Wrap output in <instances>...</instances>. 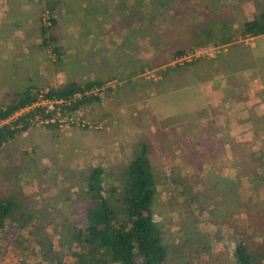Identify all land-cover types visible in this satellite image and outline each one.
<instances>
[{"label":"rangeland","instance_id":"1","mask_svg":"<svg viewBox=\"0 0 264 264\" xmlns=\"http://www.w3.org/2000/svg\"><path fill=\"white\" fill-rule=\"evenodd\" d=\"M11 1L13 4L8 3L10 4L8 7L14 8L15 13L17 12L15 8H18L21 14L28 15V27L22 29V33L19 35H23V31H25L29 37H38L36 41L32 39V46L35 42L39 41L40 43L42 37L40 36L39 26L43 19L48 16L44 10V0ZM61 1L59 11L54 15L57 24L48 31V34L56 37V44H61L64 47L63 49H66L67 57L64 58L61 55L58 59L62 60L56 64V55L52 51L53 45L48 42L43 47L44 52L40 47L37 50L38 58H41L39 61L42 63H40L41 68L39 70L36 68L35 61H30L28 58L26 60L25 57L22 58L28 65L23 63V68L19 71L22 73L20 74L21 76L6 75L4 78L5 83L0 82V108H4V104L10 102L12 92L19 91L27 84H34L37 90H44L63 83L64 78L62 74L58 75L56 71V69L61 70L63 66L72 75H74L73 72L75 71L70 69V67L77 65L76 67L90 78H95V80L117 78L122 81V84L112 91L104 92L99 97V101L111 98L112 101L109 104V101L104 103V106L98 104V102H92L83 106V114L87 118L98 122V125H101L100 128L77 126L65 128L56 125H30L14 141L0 148V183H7L11 186L13 197H20L26 200L28 202L27 208H31L34 215L39 217V220L36 222L38 227L37 232L33 235L29 234L26 240L22 242L14 239V235L21 232L15 228H9L7 229L8 232L6 231L3 235L0 234V264H40L42 261H39L40 256L34 253L37 246H34L35 248L32 251L28 250V254L24 253L27 242L34 245L32 241L35 238L44 246H50L53 239V241H56L58 234L56 235L53 229L60 228L59 225L63 218L64 206L69 203L66 199L69 192L78 189L80 184L86 181L92 167L98 164L108 166L113 163H125L129 156L135 155L138 141L143 136L147 138L148 134L149 126L144 125L142 121L144 119L142 118L143 113L139 112L138 117L133 114L142 104L137 103L131 96L130 100L124 98L122 101V98H119V92L121 88L127 87L126 80L121 77L118 78L119 76H112L117 72L118 62L121 60L120 56L125 54L122 48H119V45L115 44L118 42V39L113 40L112 37L115 35L119 37L124 32L123 28L126 26L114 28L113 31L110 30L112 33L106 31L105 34L108 41H104L103 38H100L102 36L98 34L100 31L106 30L107 25L112 24L116 27L114 23L117 17L123 19L124 25L131 24L130 17L133 12L131 9L120 10L119 7L114 11H109L110 8L106 11L103 6L105 4L112 5L111 0H85L86 5H89L87 9L76 6L77 0ZM220 1V4H223L222 7L219 6ZM241 1L218 0L216 6L226 12H230ZM168 2L169 5L164 9L167 10L173 5L175 8H179V5L175 6L177 4L175 0H168ZM253 2L257 12L264 6V0H253ZM135 4L134 11L139 12L141 8H145L139 0H135ZM149 4L151 5V3ZM182 7L184 14L188 15L187 11L189 10L187 7ZM160 11L163 13L164 10ZM142 12L143 14L148 13L145 9ZM21 14L15 15L16 23L20 22ZM103 14L106 15L104 18L101 16ZM151 14L156 17V13ZM235 15L233 19L239 25L242 18L237 14ZM0 19L3 20L1 17ZM145 19L147 20V18ZM158 21L160 22V20ZM2 23L0 25L6 27L7 23L9 24L10 22ZM3 26L1 27L4 28ZM70 27L76 31V35L82 36V40H78L67 33ZM195 31L197 30L194 29L192 32ZM126 33H124V36L127 35ZM11 35L13 34L11 33ZM189 37H191V40L194 39V36L191 34H189ZM111 39L112 42L110 41ZM95 42H98V50H101L98 51V54L95 52ZM238 43H240L245 53L246 47L249 45L241 42ZM108 50L112 55H109ZM253 50L255 54L257 53L256 58L250 59L248 62L261 74V70L264 69V37L259 39V44ZM253 50L250 49L249 52L251 53ZM40 53L43 58L40 57ZM232 55L233 52L222 53L218 56V59H223V66H225ZM214 59H200L197 62L189 63V65L186 64L185 67L182 66L183 68L177 69L178 72L173 74L172 77L170 76L171 78H167V76L170 72H174L175 69H171L166 78H162V72L165 69L161 71L156 70L155 73L160 74L158 80L146 79L143 75L146 70L156 68L141 67V73L132 81L133 90L138 89L140 93L143 92L144 98L146 97L145 91L151 90L153 98L148 97V100L155 106V110L164 112L167 108L168 113L166 116L177 118L178 115L174 111H181L184 103L187 101L182 100V90L176 94L174 93L177 91L175 88H179L176 85L177 82H175L176 75L181 73L178 80L188 78L186 81L187 84H190L192 81H196L194 78L197 75L198 77L206 76L205 70L214 69L215 61L218 60ZM51 62V69L46 71V65ZM201 64H204L205 70L199 68L198 65ZM16 70L18 71L17 68ZM250 73L252 75V71ZM244 76V74L242 76H228L229 79H232L230 81H232L237 90V92L230 90L228 97L236 98L235 96L239 94L243 96V92H239L238 89L242 90L241 87L244 86V79L242 78ZM171 81L173 83L172 86ZM247 82L249 81H246V84H248ZM79 83L82 84V82ZM142 103L145 105L146 102L143 101ZM197 135L199 134L197 133ZM149 147L151 148V146ZM214 147H216L215 144ZM150 157L152 160H156L154 155ZM154 174L158 186L157 196L154 201V217L162 227V237L166 239L172 249L169 258L164 264H231L230 260H233L231 254L232 248L235 246L233 229H236L239 233L244 231L243 235L248 238L249 246L256 252L260 253L264 250V241L259 239L261 237L259 232L264 231L258 229L264 223V199L260 200L259 197V200L255 198L250 199L249 197L251 196L249 194L246 197L238 196V199L235 197L230 200L228 199L226 203L229 208L231 207V213L228 214V210L223 212L222 205L217 210V208H214L211 204L202 200V198L199 199L196 193L184 195L188 190L187 187H191L192 189L193 185L190 183H165L167 180L166 178L162 179V176L163 174L165 176L166 172L163 173L157 170ZM178 177L182 178V173H179ZM179 181L183 180L180 179ZM60 183L66 184L61 185ZM68 183L71 184L68 185ZM203 187L207 188L206 191L212 190L208 188V183H201V188ZM240 189L239 191L244 192L243 186ZM58 195L61 202H55ZM239 201L243 202L239 203ZM220 215H223L225 219H220ZM214 216H218V218L214 219ZM77 219L82 221V217L79 215ZM209 229H214V232L209 234ZM230 231L233 232V235L232 233L229 234ZM256 231L257 234L255 235H257V238H254L253 233ZM192 233L201 234V238H207L209 247L202 250L200 245L196 243L194 246H187L186 249L183 248L186 246L183 237L187 234L189 236ZM193 252L200 254V256L193 257ZM187 256L190 257L186 258ZM53 264H77V260L69 256L66 258L55 256Z\"/></svg>","mask_w":264,"mask_h":264},{"label":"crops","instance_id":"2","mask_svg":"<svg viewBox=\"0 0 264 264\" xmlns=\"http://www.w3.org/2000/svg\"><path fill=\"white\" fill-rule=\"evenodd\" d=\"M111 1L112 5L105 4L103 6L105 10L110 8L109 11H114L117 7L120 10L131 9L133 12L130 17L131 24L124 25L123 19L117 17L114 23L116 27L112 24L107 25V29L98 34L104 41H108L106 31L126 26L119 37H117L118 35L111 36L113 40L118 39L115 44L125 52L120 56L121 60L118 62L116 74L112 76H119L126 80L127 87L121 88L119 92V98H122V101L124 98L130 100L131 96L137 103L142 104L133 114L138 117L139 112L143 113L142 121L144 125L149 126L147 138L145 136L143 138L146 139L152 171L166 172L162 179L166 178L168 182L176 180V183H190L193 187L192 189L187 187L188 190L184 195L196 193L199 199L202 198L217 210L222 205L223 212L228 210V214L231 213V207L229 208L226 203L228 199L233 197L238 199V196L246 197L248 194L251 196L250 199H258V197L260 200L264 199V69L260 74L248 62V60L256 58L257 53L255 54L253 49L259 44V39L264 37V34L254 36L253 45L246 47L245 53L240 43L233 42L239 35L234 37L231 42L220 44L228 45L229 48L227 47L226 51L222 53L233 52L232 57L225 66H223V59L216 58L219 65L213 70H205L204 65H198L199 68L206 71L207 75L193 77L196 81H192L190 84H187L188 78L178 80L181 73L176 75L175 82L179 88H175L177 91L174 93L182 90V100L187 102L184 103L181 111H174L178 117L172 118L166 116L167 108L164 112L155 110V106L148 100V97L153 98L151 90L145 91L146 97L144 98L143 92L140 93L138 89L133 90L132 81L141 73V67L159 69L171 55L195 47L196 45L193 43L199 41L192 42L189 34L194 29L200 33L207 32L209 28L204 24V15H209L217 10L218 0H175L177 2L175 6L179 5V8L174 9L173 5L167 10L161 5L158 7L157 0H142V6L145 7L143 9L148 12L144 13L146 15L143 14L142 8L141 12L140 10L139 12L134 11L135 0ZM8 3L13 4L11 0H0V17L3 18V20L0 19L2 20L0 24L10 22L6 27L0 25V82H4L6 75L21 76L22 73L19 71L23 68V63H26L22 59L24 57L26 60L28 58L30 61H35L36 68L39 70L42 63L39 61L41 58H38V47L44 52L41 42H35L32 46V39L36 41L37 36L29 37L25 31H23V35H19L22 33V29L28 27V15L21 14L18 8H15L17 11L15 13L14 8L8 7L10 5ZM76 6L87 9L89 5H86L85 0H77ZM182 6L187 7L188 15L184 14ZM235 8L231 9L230 13L232 17L237 14L242 18L239 25L252 19L257 12L253 0H242ZM157 10L164 11L161 14H155ZM151 13H154L156 17ZM16 14H21L19 24L15 22ZM101 16L104 18L106 15ZM56 24L57 20L55 26ZM236 25L234 23L233 27ZM68 30L69 35L82 40V36L76 35V31L71 27ZM124 33L127 35L124 36ZM54 38L56 40V37ZM29 40L30 42H28ZM110 41L112 42V39ZM54 43L59 51L58 58L61 55L66 58V49H63L64 47L60 43V45H57L56 41ZM201 43L208 44L206 40H202ZM95 44V52L98 54V51L101 50H98V42ZM250 49L253 52L250 53ZM107 52L112 55L109 50ZM40 55L43 58L41 53ZM61 60L59 59L56 64ZM26 65L28 64L26 63ZM51 65L52 62L46 65V71L51 69ZM76 66L70 67L75 71L74 75L67 69L65 70L64 66L61 70L56 69V71L58 75L62 74L64 81L95 80V78L83 74L82 70ZM250 71H252V75ZM177 72L169 74L167 72L163 78H166L167 74V78H171ZM242 74L247 77H242L244 79L242 90L237 89L239 92H243V96L238 93L236 98L228 97L230 90L237 92L236 87L230 81L232 79H229L228 76H242ZM246 81H249L248 84ZM172 84L171 81V86ZM110 101H112L111 98L98 101V104L104 106V103L108 102L109 104ZM143 101L146 102L145 105L142 103ZM199 142L201 143L199 144ZM151 155H154L156 160H152ZM177 171L182 173V178L178 177ZM180 179L183 181H179ZM201 183H208V188L212 190L206 191V187L201 188ZM0 186L12 188L7 183H0ZM242 186L244 192L239 191ZM241 202L243 201H239V203ZM246 214L248 215L247 211ZM220 216V219H225L223 215ZM213 218L216 219L218 216ZM208 232L211 234L214 229H209ZM231 233L233 235V232L230 231L229 234Z\"/></svg>","mask_w":264,"mask_h":264},{"label":"trees","instance_id":"3","mask_svg":"<svg viewBox=\"0 0 264 264\" xmlns=\"http://www.w3.org/2000/svg\"><path fill=\"white\" fill-rule=\"evenodd\" d=\"M61 2V0H44L43 6L48 14L49 26L47 28L39 26L41 45L46 46L48 42L53 45L52 51L56 55V62L59 60V51L57 46H54L55 38L49 35L48 31L55 26L54 15L59 11ZM156 5L166 8L169 2L157 0ZM222 5L220 4V7ZM159 11L155 13H162ZM204 17V24L209 28L207 32H190L194 36L192 42L199 41L193 43L196 46L210 43L226 44L238 35L264 34V6L252 19L234 27L235 21L231 13L220 8L209 15L205 14ZM202 40H206L208 44L201 43ZM216 58L218 56L214 60ZM217 65L219 61H215L213 67ZM179 68H165L162 76L164 77L171 69L177 71ZM107 79L94 81L88 79L82 81V84L66 80L55 87H49L46 96L66 97L84 88L100 86ZM38 91L36 85L27 84L19 91L12 92L10 102L5 103L4 108H0V118L35 100ZM99 100L100 98L95 96L82 98L68 110ZM28 126L30 124L27 122L21 127H11L8 124L0 126V148L14 141ZM137 144L136 154L129 156L125 163H113L108 165L110 167L98 164L92 167L86 181L81 183L78 189L71 190L66 197L69 203L64 202L60 228L53 229L55 234H58L56 241L53 239L50 246H44L34 238L32 241L34 245L27 242L24 253L28 254V250L32 251L34 246H37L34 253L40 256L39 261L42 260L40 264L42 262L53 264L55 256L75 258L77 264H164L172 249L162 237V227L154 217V201L158 192L157 180L151 168L146 139L142 137ZM166 183H176V180ZM12 193V188L0 186V234H5L9 228H15L21 232L14 235V239L22 242L29 234L33 235L37 232L36 222L39 217L34 215L31 208H27L26 200L13 197ZM59 199L58 195L55 202H61ZM78 215L82 217V221L77 219ZM258 229L264 231V223ZM233 230L235 246L232 248L231 264H264V250L260 253L256 252L249 246L248 238L243 235L244 231L239 233L236 229ZM261 232L259 239L264 241V232ZM255 234L257 231L253 233L254 238L257 236ZM200 236L201 234L195 233L184 236L186 246L183 248L198 243L202 250L207 249L209 247L207 238ZM199 256L200 254L193 252V257Z\"/></svg>","mask_w":264,"mask_h":264},{"label":"built area","instance_id":"4","mask_svg":"<svg viewBox=\"0 0 264 264\" xmlns=\"http://www.w3.org/2000/svg\"><path fill=\"white\" fill-rule=\"evenodd\" d=\"M47 13V12H46ZM48 16L43 19L41 25L44 28L49 26ZM254 36L250 34L239 35L233 42H241L252 46ZM228 45H201L188 49L184 52L171 55L162 67L159 69L146 70L143 75L146 79L158 80L159 73L156 70H164L168 67H181L200 59H213L222 52L226 51ZM54 56V55H53ZM122 81L112 78L103 82L100 86L84 88L66 97H47L48 89L38 91L35 100L22 105L9 113L7 116L0 118V126L10 125L11 127H21L24 122L30 125H56L68 128L70 126L100 128L98 122L93 121L83 114V106H78L73 110H68L77 100L88 97H101L104 92L112 91L118 88Z\"/></svg>","mask_w":264,"mask_h":264}]
</instances>
